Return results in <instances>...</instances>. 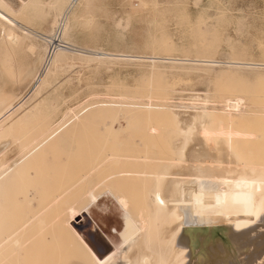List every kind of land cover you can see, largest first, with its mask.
<instances>
[{"label": "rangeland", "instance_id": "obj_1", "mask_svg": "<svg viewBox=\"0 0 264 264\" xmlns=\"http://www.w3.org/2000/svg\"><path fill=\"white\" fill-rule=\"evenodd\" d=\"M34 1L0 0V112L23 101V109L16 107L0 123V143L10 144L2 155L7 167L0 183V234L14 236L2 248L5 264L77 263L58 244H74L63 223L70 208L87 206L84 196L92 190L101 197L73 225L98 257L108 256L112 245L122 244L114 229H122L123 213L112 198L122 184L100 188L105 175L169 169L177 154L186 159L200 144V133L209 139V158L214 156L207 158L209 148L195 153L206 164L264 168V0ZM225 102L234 103V110ZM25 120L31 127H24ZM188 127L194 136L182 157ZM57 129L62 130L24 159L26 147ZM183 160L180 166H188ZM142 183L127 184L138 189ZM40 234L45 240L37 239ZM56 236L60 243L50 240ZM32 237L47 241L36 243L39 249L54 241L52 246L66 251L54 248L51 255L50 246L40 249L46 255L33 253L38 245L32 248Z\"/></svg>", "mask_w": 264, "mask_h": 264}, {"label": "bare ground", "instance_id": "obj_2", "mask_svg": "<svg viewBox=\"0 0 264 264\" xmlns=\"http://www.w3.org/2000/svg\"><path fill=\"white\" fill-rule=\"evenodd\" d=\"M29 4L31 3H28V5ZM1 31H0V35L2 33ZM36 87H37V84L33 85L32 90L35 91ZM195 100L198 101L199 97H195ZM22 102L23 101L21 100L18 103H16L13 107L11 108L9 107V109L7 108L5 111L0 112V123L2 119L5 118L6 115L11 113L12 111H15L14 109L16 107L21 108ZM236 102L237 104L242 103L240 99H237ZM226 103L227 102H225V104ZM227 104L226 106H231L234 103L230 105H227ZM234 108L235 107H233L232 105L231 109L234 110ZM233 110H230L229 108V111H233ZM224 112L226 111L224 110ZM233 112H236V111H233ZM206 113L207 112L205 111L204 114ZM236 113L238 114V112ZM230 115L231 113L229 114V117ZM33 116H35L36 120L37 119L39 120V118H37L36 115H33ZM31 117L32 116L30 115L29 117L30 121H33L34 118L32 119ZM194 118L196 121L200 119V116L195 115ZM191 119L193 120V118ZM53 121L54 120H52V123ZM28 122L26 121L27 124L24 123L25 126L24 125L23 126L26 127L27 125L28 127ZM191 122L189 125H191ZM52 123H50V125L48 124V128L49 126H51ZM182 124L184 123L182 122ZM36 125L34 127L37 128ZM193 129H194L193 127H188L187 129L186 128L183 129V133L185 137L183 139V143L181 144L182 148L180 147L181 149H179L180 155H182V157H183V153H185V150H184L185 147L187 146V144H189V140L191 139V136L194 134ZM0 130H1V126H0ZM60 130L62 129H57L50 133L47 132L46 134L42 136L41 140L38 143H36L33 146L30 144L31 146H29L28 148L26 147L27 154H26V157H24V159L31 156L34 152L44 147L50 140H52L59 133ZM32 139L34 140V138ZM197 140H200L199 141L200 144L198 143ZM208 140L209 139L207 136H203L200 133L199 137L196 138L197 142L195 141L198 144L188 151V155L186 154V156H184L186 157V159L184 158L181 159V157L179 158V154H177L178 156L177 155L176 156L178 158L179 163L176 161L178 164L177 163L175 164V161H174L175 166L172 164L173 166H169L170 167L169 169L168 167H164V169H162L161 171H155V172H148L146 170H132V169L122 170L120 169L118 171H112L108 173L107 175H105L100 185H98L99 187L101 186L100 188L107 186V184L109 183L110 184L113 183L115 186L118 184H122L121 190L119 189L116 190L117 192L114 195H112V198L116 202V205L118 206V208L121 209V210L118 209V211L120 212L122 211L123 213L122 229L120 231H116L114 229V233L119 235L122 241V244L119 245L118 247L117 246L113 247L115 244L114 245L111 244L113 249L111 250L110 254L106 256L105 258L104 257L100 258L97 256L96 251L92 247H90L89 244H87V242H85V239L82 237V235H80L79 232H76V230L74 229V225H73V224H76V219H78L79 217L80 218L82 217V215L85 213L86 208L90 206V204H92L93 202H96L98 198L101 197V196H94L93 195L94 190L89 191L88 194L86 193V196H84L90 201L87 204V206H85L82 210L76 211L71 208L70 210L68 209L70 212L67 210V213L69 212L68 213L69 216L66 220H64L63 228H65L71 234L72 236L71 241L73 240L74 244L67 241V239H66V242L64 243L65 245L61 244L60 242H57L58 241L57 238L59 237L60 239V235L50 240H54L56 244L60 243L58 244L59 246L61 245L65 246V249L70 250L71 253L74 254L73 256L75 257V260L72 259V261L77 262L75 264H97L98 260L101 262V264H264V168L257 169L256 167L245 168V166L244 167L239 166L240 168L237 167L235 169H225V168L216 167V166L211 165L210 161H208V163L206 164V162L203 161V158L200 155L195 156V153H198V151L202 149L203 150L205 149L206 151L207 148H209ZM19 141H20V137L16 143H18ZM8 142L10 143L11 141H9L8 139ZM8 145L10 144L0 143V183L3 177L2 171L7 167V161L4 160V156L2 157V155H3V151L7 149ZM199 145H201L203 148L201 146L199 148L198 147ZM17 147H18V144H17ZM210 148L208 149L209 152L206 151L208 155L207 158L210 157V154L212 151ZM181 150H183L184 152ZM24 151L20 153H24ZM204 156H206V154ZM212 158H214V156H212L209 159L211 160ZM17 159H20V158H17ZM181 160L184 161L183 162L184 164L188 163L187 164L188 166H180ZM132 162L139 163L141 161L140 159H134L132 160ZM253 174H255V176H252ZM133 180L143 181V183L138 189H134L131 186L132 184L131 185L127 184L129 183V181H133ZM145 184H147L148 186H145ZM253 191L254 192L258 191L259 194L257 195H255V193L252 194ZM54 200H53V203H54ZM50 208L52 207L50 206ZM26 218H27V214H26ZM49 218L47 216L48 220ZM35 219H38V216L36 218L34 217V220ZM47 219L46 221L48 222ZM58 219H60V216L57 215L55 220H58ZM118 219L120 218L118 217ZM52 222L53 221H51L50 224H53L55 221L53 223ZM36 223H37V220H36ZM44 223L46 226V222ZM24 226H26V223ZM37 226H38V232H39L40 231L39 223L35 226L36 230L34 229V231L35 232L37 231ZM33 228L34 227H32L31 232H33ZM50 229L51 228H49L48 231H50ZM45 230L47 231V229ZM53 233H56V232H53ZM50 234H46V235L51 238L52 234L51 236ZM55 235L53 236L55 237ZM12 236L13 235L11 236L8 235V237L2 238L0 234V264H5V261H4L5 259L3 258V255L6 252L4 251L5 253H3L2 248L5 245H7V243L11 240ZM39 237L41 238L43 236L42 235L38 236L37 237L38 240H40ZM44 237L43 239L45 240ZM37 239H34L35 242L34 244H31V246L34 245L35 247L36 243L45 242L44 240L42 242H39V241L36 242ZM59 241H61V239ZM32 242L33 240L31 241V243ZM51 243L48 242L47 244H51ZM52 245H50L53 248L51 251L50 249H48L51 247L48 246L47 248L45 247L46 245L44 246L46 249L44 247L43 248L41 247L40 249H43V250L48 249L49 251L47 250V253H50L52 255L51 252H53V250L57 249L58 247V246L54 247ZM76 245L83 251L84 253L83 255L78 252L79 249L76 248L77 247ZM40 246L38 245L36 246V248H33L32 246V248L35 249V251H33L31 248L32 252L38 253L37 252L39 249L38 247ZM62 248L63 247H60L57 249V251H54V252H60L59 249H62ZM9 249H10V252H12L11 251L12 249L11 248ZM40 249H39L40 253L41 252H43L44 254L46 253V251L45 252L43 250L40 251ZM63 249L61 250V252L64 251L65 253L66 250H63ZM28 254L31 255L32 253H28ZM30 255H27V256H30ZM45 255L43 256L42 254L41 258L45 257L42 259H46L47 256ZM38 256H36V258L34 257V259H36L37 261L39 259L41 260V258L40 257L38 258ZM73 256L71 258H73ZM20 257L22 258V256ZM23 257L26 258V256H23ZM46 260L50 261L51 259H49L48 257ZM22 261L25 264L24 260ZM22 261H20V263H22ZM35 262L33 264L37 263ZM46 263L47 262H45V264ZM17 264H19V262Z\"/></svg>", "mask_w": 264, "mask_h": 264}, {"label": "snow or ice", "instance_id": "obj_3", "mask_svg": "<svg viewBox=\"0 0 264 264\" xmlns=\"http://www.w3.org/2000/svg\"><path fill=\"white\" fill-rule=\"evenodd\" d=\"M97 264H101V262L98 260V261H97Z\"/></svg>", "mask_w": 264, "mask_h": 264}]
</instances>
